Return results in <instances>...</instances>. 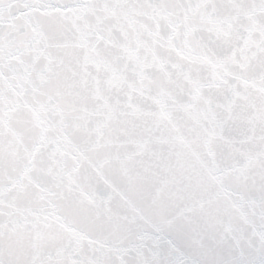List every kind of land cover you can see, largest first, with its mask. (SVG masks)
Wrapping results in <instances>:
<instances>
[{"label":"snow or ice","instance_id":"6c2138e0","mask_svg":"<svg viewBox=\"0 0 264 264\" xmlns=\"http://www.w3.org/2000/svg\"><path fill=\"white\" fill-rule=\"evenodd\" d=\"M0 264H264V0H0Z\"/></svg>","mask_w":264,"mask_h":264}]
</instances>
